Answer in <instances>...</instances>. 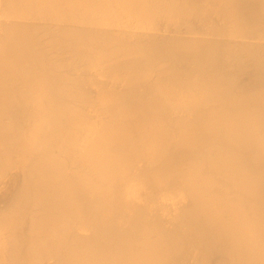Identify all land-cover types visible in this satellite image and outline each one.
Here are the masks:
<instances>
[{"label": "bare ground", "instance_id": "6f19581e", "mask_svg": "<svg viewBox=\"0 0 264 264\" xmlns=\"http://www.w3.org/2000/svg\"><path fill=\"white\" fill-rule=\"evenodd\" d=\"M0 264H264V0H0Z\"/></svg>", "mask_w": 264, "mask_h": 264}]
</instances>
